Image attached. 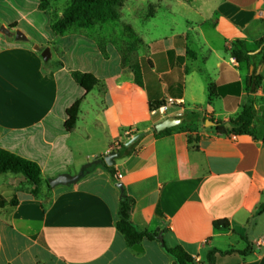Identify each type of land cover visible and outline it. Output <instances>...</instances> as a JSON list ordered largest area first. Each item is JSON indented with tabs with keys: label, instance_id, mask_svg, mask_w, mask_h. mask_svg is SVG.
I'll return each instance as SVG.
<instances>
[{
	"label": "crops",
	"instance_id": "obj_1",
	"mask_svg": "<svg viewBox=\"0 0 264 264\" xmlns=\"http://www.w3.org/2000/svg\"><path fill=\"white\" fill-rule=\"evenodd\" d=\"M35 1L31 14L49 15L51 30L52 16ZM178 7L197 15L183 32L145 38L130 25L142 44L126 65L125 50L103 37L104 55L97 41L102 36L95 38L93 31L63 37L52 32L29 46L32 38L20 21L34 33L40 31L37 23L27 16L0 18V26L17 23L15 33L24 37L0 39V148L39 164L48 181L76 175L145 133L135 152L121 154L114 166L117 179L122 176L117 182L136 200L133 223L162 232L167 248L182 247L196 263H207L213 250L252 247L248 255L218 256L215 264H264V213L257 214L264 203V144L206 125L208 120L228 122L252 98L257 108L264 106V80L257 94H250L253 66L237 63L229 52L236 41L250 53L260 51L264 0H179ZM43 46L51 52L46 64L39 50ZM73 72L91 73L99 85L87 94ZM258 73L264 77V63ZM80 99L79 119L69 132L67 111ZM169 99L176 105L169 117L195 111L204 120L190 126L200 137L198 149L189 144L187 132L156 137L152 131L164 120L151 115V106ZM33 189L22 175L0 183V196L8 202L0 205V264L174 262L159 240H144L141 253L128 247L116 228L122 193L102 167L71 186L50 191L44 186L43 194L51 199L46 210ZM14 198L16 206L10 204ZM221 220H228L230 229H215L214 222Z\"/></svg>",
	"mask_w": 264,
	"mask_h": 264
},
{
	"label": "trees",
	"instance_id": "obj_2",
	"mask_svg": "<svg viewBox=\"0 0 264 264\" xmlns=\"http://www.w3.org/2000/svg\"><path fill=\"white\" fill-rule=\"evenodd\" d=\"M49 2L50 0H40V10L43 12H49ZM127 2L128 0H71L61 16H52L51 30L56 37H63L71 33L91 30L97 25L100 26L120 22V9L123 8ZM17 26V23H14L10 25L9 28L15 30ZM124 28L128 33V36L133 40L129 45V48L123 53V64L126 65L129 59V54L133 49L135 50V48L142 44V40L136 35L131 27L125 26ZM97 36L100 37V35ZM97 41L101 52L105 55V40L103 37H100ZM257 45L260 51L256 54H250L245 43L242 41L234 42L229 50L230 55L237 63H247L249 66L254 67L251 84L247 87V91L253 95L257 94L264 80V77L258 73V68L264 63V37L258 41ZM57 66L63 67V63H59ZM134 73L137 84L141 85V73L139 67L134 69ZM72 77L87 94L99 85L98 78L91 73L73 72ZM212 94L213 92L211 90L210 97H212ZM162 103L152 105L151 107L155 108ZM81 104L82 99L75 102L67 111L68 119L65 126L69 132H72L76 128ZM256 106L257 99L252 98L234 118L230 119L228 122H217L218 125L215 127L216 132L225 136L247 135L256 141H262L264 144V106H259V108ZM181 118L183 119V123L180 126L167 129L161 133L155 131V136L165 137L170 136L177 131L187 132L189 135V144L192 145L193 148L198 149L200 137L198 135L193 136L192 133L195 131L190 127L191 124L194 125V123L196 124L199 120L197 112H186ZM227 124H230V127H227ZM137 143L138 142H135L129 147H126L124 143H120L117 151L121 152L123 157H129L135 152ZM97 167L105 169L111 175L113 181L116 184H119L117 182L118 179L115 167L107 166L103 157L97 159L86 168L84 177L92 173ZM5 174L22 175L25 181L34 188L31 192L32 195L43 201V207L45 210L49 207L51 202L50 196L48 194H43L42 189L44 186H46L49 191L52 190V188L49 186L48 181L43 180L42 169L39 164L0 148V175ZM7 204L8 202L0 196V205L5 206ZM10 204L16 206L17 199L14 198ZM135 204L136 200L134 197L129 196L126 192L122 193L116 228L118 232L123 235L130 249H133L135 245H141L144 240L157 241L159 236L158 232H150L141 229L133 223L131 214L134 210ZM262 213H264V203L260 205L257 210L258 215ZM214 227L217 230H228L230 229V223L228 220L216 221L214 222ZM163 249L178 264H204L196 263V261L188 255L182 247L169 249L164 246ZM252 251V247H249L242 252L235 250L225 252L213 250L208 254L207 263L205 264H215L218 256H226L234 253L248 255Z\"/></svg>",
	"mask_w": 264,
	"mask_h": 264
},
{
	"label": "rangeland",
	"instance_id": "obj_3",
	"mask_svg": "<svg viewBox=\"0 0 264 264\" xmlns=\"http://www.w3.org/2000/svg\"><path fill=\"white\" fill-rule=\"evenodd\" d=\"M70 1L71 0H50V10L48 13L51 16H59V14L63 13ZM178 1L179 0H128L124 7L120 9V22L100 26L97 25L95 28L85 31H87L88 34L93 31L94 37L97 35L105 37L108 42L114 44L117 48L122 50L129 48V45L133 41L128 36V33L124 28L125 26L134 27V29L140 32L145 38H159L170 35L172 32H183L186 28H188L187 21L195 20L197 15L193 10H181L178 7ZM189 1L195 2L196 0ZM35 4V0H0V18L21 20L20 18L27 16L29 21H33L38 24L40 31L34 33L26 25L25 21H20L22 28L32 38L31 41L28 42L29 46H32L35 42H42L40 35L50 37L52 34V31L47 25L48 20H50L49 15L47 16V14L39 12L31 14L34 10ZM197 6L198 4L195 3L194 8ZM38 17H40V19H38ZM126 22L129 25H127ZM12 32L14 34L9 40L12 42L17 41L15 30H12ZM6 37L7 36L0 33V39H7ZM39 50L42 56L46 50V46L41 47ZM128 62H131V58ZM44 63L46 64V62ZM51 64L52 62L49 63V65ZM172 112H174V110L169 113L168 118L171 116ZM198 121H201L202 123L204 122L200 116ZM194 125L191 124V126ZM208 128H210V126H208ZM13 177L14 175L12 174L1 175L0 183H3L7 179H11Z\"/></svg>",
	"mask_w": 264,
	"mask_h": 264
},
{
	"label": "water",
	"instance_id": "obj_4",
	"mask_svg": "<svg viewBox=\"0 0 264 264\" xmlns=\"http://www.w3.org/2000/svg\"><path fill=\"white\" fill-rule=\"evenodd\" d=\"M0 33H2L3 35H5L7 37H12L14 34L12 32V30L5 25L0 26ZM16 39H17V41H21L24 39V37L21 33L17 32L16 33ZM256 53L257 52H253L250 54H256ZM42 57H43V60L45 62H48L50 57H51L50 50L46 49L45 52L43 53ZM253 71H254V67H251V75L248 78L249 85L251 84V81H252ZM182 123H183V119L180 118L179 116L169 117V118L165 119L164 121H162L161 123L157 124L152 129V131H154V132L156 131L157 133H161L167 129L178 127ZM206 125L210 126V127H217L218 124H216L213 121L208 120V121H206ZM227 127H230V124H227ZM144 135H145V133H139L138 135L132 137L127 143H125V146L129 147L130 145L137 142ZM120 157H121L120 152L113 151V152L103 156V159H104L105 163L107 164V166L114 167L116 164V159L120 158ZM87 167L88 166L83 167L81 169V171L76 175L63 174V175H60L59 177H57L55 179H49L48 184L51 188H56L58 186H71V185L77 184L84 177ZM118 188L120 189L121 193L125 192V188H124V185L122 183L118 184ZM158 233H159L158 240H159L161 246L164 247L165 246L164 235L160 231H158ZM133 250L137 253L143 252V248L141 247V245H135L133 247ZM172 264H178V263L176 261H174Z\"/></svg>",
	"mask_w": 264,
	"mask_h": 264
},
{
	"label": "built area",
	"instance_id": "obj_5",
	"mask_svg": "<svg viewBox=\"0 0 264 264\" xmlns=\"http://www.w3.org/2000/svg\"><path fill=\"white\" fill-rule=\"evenodd\" d=\"M176 107L175 102L172 99L168 101H164L161 105L151 109V115L156 116L159 115L163 118V120L168 118V115L172 109ZM122 178L121 175H118V179Z\"/></svg>",
	"mask_w": 264,
	"mask_h": 264
}]
</instances>
